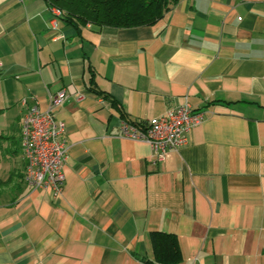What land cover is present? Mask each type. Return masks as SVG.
<instances>
[{"label": "crops", "instance_id": "1", "mask_svg": "<svg viewBox=\"0 0 264 264\" xmlns=\"http://www.w3.org/2000/svg\"><path fill=\"white\" fill-rule=\"evenodd\" d=\"M63 89L55 195L24 182L20 135ZM185 101L205 119L165 160L121 136ZM0 180V264H145L152 231L177 235L180 264H264V0L80 34L45 0H0Z\"/></svg>", "mask_w": 264, "mask_h": 264}, {"label": "built area", "instance_id": "2", "mask_svg": "<svg viewBox=\"0 0 264 264\" xmlns=\"http://www.w3.org/2000/svg\"><path fill=\"white\" fill-rule=\"evenodd\" d=\"M67 98L60 90L50 98L46 110L33 105L28 108L22 122L20 142L27 160L24 182L32 188L62 193L66 176L63 165L69 142L66 124L57 118L54 108ZM205 119L203 111L195 110L188 101L155 118L139 124L124 120L121 136L150 143L154 163L165 160L170 151L187 144L190 131Z\"/></svg>", "mask_w": 264, "mask_h": 264}, {"label": "trees", "instance_id": "3", "mask_svg": "<svg viewBox=\"0 0 264 264\" xmlns=\"http://www.w3.org/2000/svg\"><path fill=\"white\" fill-rule=\"evenodd\" d=\"M179 0H45L58 9L62 18L79 34L90 25L94 30L103 26L135 27L157 23ZM98 92V91H97ZM100 93V92H98ZM126 118V117H124ZM132 122V121H131ZM137 124L136 122H132ZM3 181L0 180V185ZM150 239L153 258L145 264H180L182 250L176 234L152 231Z\"/></svg>", "mask_w": 264, "mask_h": 264}]
</instances>
